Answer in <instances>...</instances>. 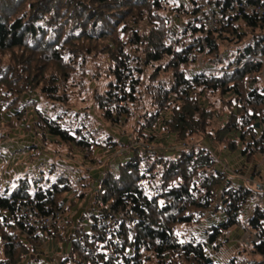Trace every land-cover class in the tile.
I'll list each match as a JSON object with an SVG mask.
<instances>
[{"label":"trees","instance_id":"16d2710c","mask_svg":"<svg viewBox=\"0 0 264 264\" xmlns=\"http://www.w3.org/2000/svg\"><path fill=\"white\" fill-rule=\"evenodd\" d=\"M173 1L0 0V94L19 128L27 132L32 123L35 139L57 140L80 153L86 165L101 163L93 158L96 150L110 155L123 150L117 170L104 169L96 186L90 176L69 171V177L42 187L18 179L9 198L0 192V264L39 262L45 242L30 236L32 228L9 219L30 199L42 217L61 214L58 226L44 233L45 241L69 245L67 259L56 264H216L207 263L203 243L180 242L174 227L201 225L209 212L221 211L222 222L207 232L212 244L240 227V216L251 205L240 249L227 264H264V188L235 184L216 155L240 149L246 164L234 172L259 163L262 169L254 166L251 178L264 186V14H245L210 30L198 26L199 3L186 0L194 19L176 45L167 46L172 30L163 13H182ZM241 1L264 9V0L207 3L225 10ZM128 47L139 57L129 58ZM98 55L113 63L105 91L90 86L89 93L78 89L73 97L70 91L78 85H68L71 76ZM34 96L53 116L31 109ZM26 116L30 124L24 123ZM121 116L132 124L123 140L102 128L110 124L113 130ZM160 140L175 148L155 147ZM57 155L60 162L75 158ZM89 193L93 210L67 218L74 202ZM68 196L74 203L70 209ZM246 236L257 241L246 246Z\"/></svg>","mask_w":264,"mask_h":264},{"label":"rangeland","instance_id":"374dc122","mask_svg":"<svg viewBox=\"0 0 264 264\" xmlns=\"http://www.w3.org/2000/svg\"><path fill=\"white\" fill-rule=\"evenodd\" d=\"M197 3H199V22L202 21V12L205 13L206 11H202L207 5V0H196ZM173 3H175V7H182V13H171L164 12V15H168L170 18V30H172V33L170 32L168 39L164 41V43L169 45H176L177 40L182 38V32L183 29H185L190 21H193L194 18H191L188 14L192 12V3L187 2L186 0H174ZM172 3V4H173ZM209 9H212V7H209ZM201 10V11H200ZM206 10V9H205ZM204 18V17H203ZM147 24H143L142 27L146 26ZM141 27V29H142ZM147 29V26L145 30ZM250 32V31H249ZM146 33V32H143ZM178 38V39H177ZM181 43L184 44V41L181 40ZM186 43V41H185ZM135 48H127L126 52L129 54V58H137L139 57L140 53H137L134 51ZM107 55H98L97 57H88L87 61L81 66H78L75 73L71 76V79L69 81V86L71 84H76L81 87H76L75 89L71 90L68 87L65 88V90L70 91V93H73V97L76 96V93H78V89L82 90V93L86 90V92L89 93L90 86L92 88L98 87V91L101 93L105 91V86L107 85L108 81L111 80L110 77V68L113 66V63L109 64V61L106 57ZM132 60V59H131ZM166 62V61H165ZM163 62V63H165ZM135 64L132 63L131 67H133ZM195 65V64H194ZM144 69V67H143ZM147 69H145L146 71ZM187 72L192 71V67L186 69ZM152 70H148L146 72L147 74L150 73ZM166 74H161L163 78H166ZM168 75V74H167ZM113 78V77H112ZM98 80V82L96 81ZM100 80V81H99ZM263 82V81H262ZM82 85H84L82 87ZM76 92V93H74ZM34 101H36L35 105L33 101H31V109L33 110V107L36 106V109H38L41 112L48 113L49 115L53 116V112L51 110V107L47 104H45L44 101H42L39 96H34L32 98ZM0 132L3 133L4 138L2 141L0 139V190L2 191V194L5 198H9L10 195L14 193L17 186V180L18 179H25L27 178L30 180V182L33 180L38 187L45 186L53 181H56L58 177L64 176L69 177L67 170L60 168V157L54 161V157L57 154H72L75 158L80 160L84 163L82 159V155L80 153L72 151L69 147H65L57 140H53L49 137H46L45 140H42L39 136L37 139H34V142H27L32 138V135L30 132L33 133V125L29 119V117L26 116V122L22 120L25 124H30V130L28 129L27 132L24 130L23 126L22 128H19L20 124H18L16 118H12V115L14 116V113L12 110L6 109V104H8V100L6 99V96L4 94H0ZM78 104V103H76ZM143 106H140L138 110L141 111ZM34 111V110H33ZM5 115H7L5 117ZM98 115H101V111L98 112ZM119 124L113 125L111 130V125L108 124L106 126L102 125L103 130H106V127H109L110 132H114V138H120V140H123L127 135L129 134L130 125L129 123H124V117H120ZM6 122V123H5ZM132 122V121H131ZM5 123V124H4ZM133 123V122H132ZM129 124V125H128ZM115 126V127H114ZM33 128V129H32ZM23 129L24 131L22 132ZM35 133H33L34 136ZM2 135V134H0ZM36 135V134H35ZM112 135V136H113ZM159 134H155V136H158ZM29 138V139H28ZM28 139V140H27ZM159 139V138H158ZM31 141V140H30ZM162 140H160V145H155V147H163L166 148L168 146L174 147L173 144H168L167 146H163L161 144ZM164 143V141H163ZM33 147V148H32ZM162 148V149H163ZM17 150L18 153L12 154V150ZM106 151V150H105ZM105 151L96 150V153L93 154V158H96V160H101V163L98 162H92L91 166L92 169H99L102 170L107 169L109 167L110 170L116 171L117 167L119 166L118 159L121 157L120 155L123 154L122 150L118 148L115 152V154L110 155L107 154ZM240 149L234 153L231 154H239ZM56 153V154H55ZM140 154V152H139ZM219 157V163L223 165L228 170H237L232 169L233 167L229 163V155H226L224 152L221 153V155L216 154ZM58 156V155H57ZM121 162V161H120ZM123 162V161H122ZM99 167V168H98ZM82 174L80 175L81 178L86 177V173L82 169H78ZM75 172L74 170H72ZM89 171V170H88ZM71 172V171H70ZM72 172V173H73ZM142 174L144 173V169L142 167L141 169ZM234 174L240 175L238 172H233ZM245 173V172H244ZM75 176V174L73 173ZM253 174H250L249 176H245L242 181H244L246 184L248 183H254L259 189L264 188V186H261L260 183H258L256 180L253 181L252 178H250ZM236 176V175H235ZM234 176V178H235ZM232 178V176H230ZM237 177V176H236ZM243 177V176H239ZM230 178V179H231ZM145 186H147V181L143 182ZM8 188V191H5V188ZM256 187V188H257ZM29 193H32V188L27 189ZM82 193V192H78ZM87 192L84 191V194ZM75 197V196H74ZM73 197V198H74ZM72 198V199H73ZM86 200L85 196L84 198L74 202L75 206L73 209L77 210L81 207V204ZM66 204V208L69 206H73L74 203L71 202V196H68ZM254 205H251L248 212L241 214L240 220L241 224L240 227L234 228L231 231L224 232L216 242L210 243L208 238V229L217 226L222 222L223 214L221 211H218L215 209V211L209 212L208 216L206 217L205 221L201 225H185V224H178L174 227V234L178 237L180 242H189L192 238L199 242L203 243L205 245V254L207 256V259H210L213 263L216 264H227L237 253L238 249L240 247H236L234 245L235 243V233L242 232L244 228H246V220L248 219V216L252 213V208ZM70 209V208H68ZM216 212V213H215ZM73 213L71 211V214L66 213L65 216L67 218H71L73 216ZM64 216V217H65ZM120 218V215L118 216ZM65 222V219L64 221ZM114 221H109L108 224H114ZM65 223H63L64 225ZM58 223L54 226L57 227ZM51 228L50 230L54 229ZM60 228V226H59ZM63 228V227H62ZM50 230H47L45 232H48ZM59 230V229H58ZM44 232V233H45ZM61 235H63V231H59ZM44 235V234H43ZM46 243L42 247V251L39 254V262L38 264H56L57 262L63 261L64 259H67L68 256V243H66V246H57L59 252L55 253L54 251L51 252L47 248L50 247L53 244L52 240H46ZM53 248V247H52ZM148 255L146 253L143 254V258H146ZM68 264H71L70 262ZM150 264V263H149Z\"/></svg>","mask_w":264,"mask_h":264},{"label":"built area","instance_id":"2783aa9c","mask_svg":"<svg viewBox=\"0 0 264 264\" xmlns=\"http://www.w3.org/2000/svg\"><path fill=\"white\" fill-rule=\"evenodd\" d=\"M203 9L206 11V15L201 22H198V26H206L208 29H216L222 24H226L228 20L232 18H242L245 14H256L261 16L264 14V9L258 6H253L246 1H241L235 3L229 8L222 9H209L207 5ZM206 9V10H205ZM137 143H134L132 146H137ZM128 149V148H127ZM125 149V150H127ZM123 151V150H122ZM35 201L30 199L26 201L19 209L18 213L10 215L9 219L15 218L22 224L24 227H29L33 229L32 237H36L39 241L45 242L44 232L53 228L57 223L61 221V214L58 213L54 216L42 217L38 214L35 208ZM248 236L242 240L244 245L249 246L252 242H256L257 239L253 238L250 241H246Z\"/></svg>","mask_w":264,"mask_h":264},{"label":"crops","instance_id":"0c3cea01","mask_svg":"<svg viewBox=\"0 0 264 264\" xmlns=\"http://www.w3.org/2000/svg\"><path fill=\"white\" fill-rule=\"evenodd\" d=\"M30 134L32 135V138L30 139L31 141L28 140L29 139L28 138L27 139L28 140L27 142H34V139L35 138L33 136V133L30 132ZM167 143L169 144L170 141L169 140L166 141V145H168ZM11 152H12V154L18 153L17 150H14V149ZM225 154L226 155H229V158H230L229 159V163L233 167L232 169H240V168H242L246 164L245 163V158L243 156H241L240 153L239 154H237V153L236 154H231L229 152H226ZM56 157H57V155L54 157V161H55V158ZM259 160H260V158L257 159V161H259ZM86 164L87 163H85V162L83 163L80 160H78L77 158H72L69 161L67 159L64 160V161H62L61 164H60V168H63L65 170H67V172H69V171L73 172L72 170L74 168L82 169L84 172H86V175L87 176H90L91 177V180H90L91 181L90 182L91 183V186L92 187L93 186H96L97 181H99L102 178V174H103L104 170H102L99 167H98L99 169H92L93 167L91 166V164H88V165H86ZM254 166H257V167L259 166L258 167L259 168L258 170L262 169V166H260L259 163H257V164L256 163H253V165L251 167H246L245 168V171H243L242 174H240V175L234 174L233 173L234 171L233 170H230V171H232V174H234V176L235 175L237 176V177L235 176V178L233 176V178H232V179H234V183L235 184H238V185L239 184L241 185V184L245 183L242 180L244 179L245 176H249L252 172L254 173V170H252L254 168ZM73 173L77 175V174H79L81 172L78 170V171L73 172ZM239 176H243V177H239ZM92 201L93 200L91 199L90 193H89L88 196L86 197V200L83 202V204H81V207L79 209H77V210L73 209V212H74V215L73 216H74V218L75 219L78 218L80 216V214L84 210H88L89 212L92 211L93 210ZM243 233H244V231L239 232V233H235V243H234V245L236 247H238V245H239V243H240V241H241V239L243 237ZM57 246H60V245H57ZM57 246L56 245H53V246L48 247L47 249L49 251H51V252L54 251L55 253H57L60 250V249L57 248Z\"/></svg>","mask_w":264,"mask_h":264},{"label":"water","instance_id":"95a60500","mask_svg":"<svg viewBox=\"0 0 264 264\" xmlns=\"http://www.w3.org/2000/svg\"><path fill=\"white\" fill-rule=\"evenodd\" d=\"M207 263H212V261L210 259H207Z\"/></svg>","mask_w":264,"mask_h":264}]
</instances>
